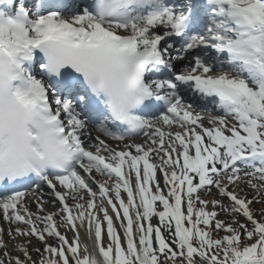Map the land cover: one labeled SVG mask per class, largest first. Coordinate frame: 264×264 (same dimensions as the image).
Listing matches in <instances>:
<instances>
[{"label": "snow or ice", "instance_id": "6c2138e0", "mask_svg": "<svg viewBox=\"0 0 264 264\" xmlns=\"http://www.w3.org/2000/svg\"><path fill=\"white\" fill-rule=\"evenodd\" d=\"M129 3L137 7L135 15L121 11ZM207 3L214 7L204 34L187 37L180 49L168 38L183 35L186 17L163 0H111L98 13L85 9L68 20L56 12L34 22L0 18V31L9 26L21 63L32 59L33 49L44 51L41 45L60 37L79 52L66 48L76 58L50 62L51 71L71 66L94 83L93 91L110 87L120 75L138 82L134 91L121 90L125 100L118 113L94 126L121 142L111 146L99 136L85 139L86 126L71 100L59 99L30 75L22 77L31 97L19 98L48 113L72 159L52 170L36 169L35 179L0 196V215L15 225L7 230L9 237L27 240L13 245L22 259L12 257L0 236L8 258L0 264H264V208L253 210L258 198L242 197L238 183L243 174L264 197V0ZM197 49L227 54L211 63L196 55L175 77L218 98L222 114H209L207 127L201 114L182 102L175 83L144 82L150 65L164 57L183 61ZM153 96L167 103L166 112L146 119L130 111ZM3 175L0 170V180ZM212 187L221 199H208ZM47 202L58 203L59 210L47 212ZM85 224L91 245L81 249ZM33 238L43 244L34 249L37 259L30 251Z\"/></svg>", "mask_w": 264, "mask_h": 264}, {"label": "clouds", "instance_id": "9594fccd", "mask_svg": "<svg viewBox=\"0 0 264 264\" xmlns=\"http://www.w3.org/2000/svg\"><path fill=\"white\" fill-rule=\"evenodd\" d=\"M109 6L111 0H106L104 4L94 0V13ZM121 11L135 15L138 9L134 3H129ZM116 18L121 22L125 19ZM9 31L7 24L0 31V170L4 173L3 179L35 174L36 169L52 170L58 165H67L72 159L68 146L62 142L56 130L57 126L49 121L48 113L43 112L38 105H26L19 98L24 93L31 97V93H28L23 82L22 77L27 78V74H22V63L15 51V41L8 36ZM41 47L47 53L49 63L60 59H75L74 55L65 53L66 48H71L72 53L79 52L60 37H53ZM239 67V64L234 65L235 71L238 72ZM244 76L248 77L249 74L245 72ZM85 81L93 94L104 97L103 102L111 117L118 113L125 100L121 90L131 92L138 87L137 81L125 75L115 77L110 87L96 86V91H93L94 83ZM11 171L17 175L10 176L8 173Z\"/></svg>", "mask_w": 264, "mask_h": 264}, {"label": "bare ground", "instance_id": "6f19581e", "mask_svg": "<svg viewBox=\"0 0 264 264\" xmlns=\"http://www.w3.org/2000/svg\"><path fill=\"white\" fill-rule=\"evenodd\" d=\"M0 1H2V0H0ZM18 1H20V0H18ZM7 7H8V5L6 6L5 15H3L1 18H7V19L10 18V19H14V20H27V21H33V22H34V20H36V18L35 19L34 18H29L25 14L19 13L18 9H14V8L12 9L11 7H8V8ZM181 69H182V67H179L178 70H181ZM179 97L182 99L183 103L191 106L192 111H193L194 114L195 113H200L201 114L204 126H206V127L210 126L206 117L209 114H211V115H216V114H214L212 112H209V110L206 111V109H196V108H194L193 104H191V102L189 100H184L183 99L184 95L183 96H179ZM207 108L210 109V110L213 109V107H211V106H207ZM220 114H222V113H219V115ZM93 129H94L95 135L101 137L102 139H105V141L109 145L115 146V145L121 143V142L111 141L108 138L102 136L96 128H93ZM172 130H173V132L176 130L175 126L173 127ZM165 131H167V127L166 126H165ZM226 134H228V133H226ZM140 139H143V138L141 137ZM42 191L44 192L45 197L48 200H50L51 197H50V193H49L48 189L47 188H43ZM61 191H64V189H61ZM210 192H211V194L208 197L209 200H211V199L219 200L218 199L219 194L217 192L212 191V190H210ZM68 203L71 204L72 200L69 199ZM105 206H107V205H105ZM44 207H45L47 212H57L59 210V208H60V205L58 203L53 205L51 202H47V203L44 204ZM212 208H213L212 204L209 203L208 210H212ZM32 211L35 212L36 209L33 207ZM109 213L111 214L110 207H109ZM10 227L14 228L15 225H10L9 222L5 221L2 218V215H0V229H3V232H2V234H0V236H2L3 241L6 242V244L8 245V251L11 252L12 257L19 256L20 258L23 259L22 254L19 251H16L13 248V245L27 244V240L24 237H18V238H15V239L10 238L9 235H8V231H7ZM86 227H87V225L85 226V229L81 231V240L79 242L81 249L84 246H90L91 245V240L87 236ZM68 236H69V238H71L72 237V233L69 232ZM36 246H39L40 248H43V244H38V242L35 240V238H33L32 246L30 247V251H31L33 259H37V255H36V252L34 250ZM4 251L5 250L3 248H0V259H4L5 258V261L7 262L8 258L4 256Z\"/></svg>", "mask_w": 264, "mask_h": 264}, {"label": "rangeland", "instance_id": "374dc122", "mask_svg": "<svg viewBox=\"0 0 264 264\" xmlns=\"http://www.w3.org/2000/svg\"><path fill=\"white\" fill-rule=\"evenodd\" d=\"M241 176H242L241 180L238 181V183L241 185V188L243 189V191L240 192L241 196L242 197L247 196L249 198H258L257 202L251 204V208L253 210H258V209L264 208V197H262L261 192H258L256 190L252 189L251 186L248 185V178L244 177L243 174H241ZM253 183H256L257 185H259L262 182L259 181L258 179H253ZM210 190L217 192L215 187H212ZM218 199H221V197L219 196ZM224 203H227V201L225 200ZM219 218L221 220H227L228 216L221 214L219 216ZM257 218L259 219V216H257ZM241 219H243V218L241 217ZM85 226H86V224H85ZM221 235H223V234H221Z\"/></svg>", "mask_w": 264, "mask_h": 264}]
</instances>
